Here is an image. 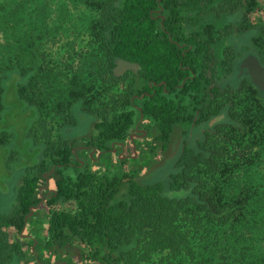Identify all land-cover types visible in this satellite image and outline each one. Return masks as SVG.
<instances>
[{
  "label": "trees",
  "instance_id": "1",
  "mask_svg": "<svg viewBox=\"0 0 264 264\" xmlns=\"http://www.w3.org/2000/svg\"><path fill=\"white\" fill-rule=\"evenodd\" d=\"M96 1L103 3L93 29L101 63L108 75L115 63L127 65L130 82L116 105L94 114L85 151L110 153L135 126L154 150H166L178 125L202 127V138L182 143L166 182L151 184L108 166L79 169L68 143L45 149L25 168L10 212L0 213V264L23 257L24 230L40 203L46 211L41 258L65 256L78 243L91 264H264V174L257 164L258 157L264 162V148H228L236 144L228 140L242 143L244 134L217 85L222 60L212 48L220 28L211 9L222 0ZM239 9L244 13L245 6L232 12ZM247 55L264 66L257 54L246 53L236 61L234 81L250 82L237 77ZM21 77L14 68L0 69V107L11 87L24 114ZM28 112L33 119L37 111ZM67 169L71 174H63ZM47 175L53 188L45 195L39 190ZM62 203L71 210L55 209Z\"/></svg>",
  "mask_w": 264,
  "mask_h": 264
},
{
  "label": "rangeland",
  "instance_id": "2",
  "mask_svg": "<svg viewBox=\"0 0 264 264\" xmlns=\"http://www.w3.org/2000/svg\"><path fill=\"white\" fill-rule=\"evenodd\" d=\"M112 1L105 0L106 4ZM101 6L103 3L96 0H0V69L14 68L21 74L18 90L26 102L25 113L21 114L9 87V93L6 91L4 96L8 104L0 107V114L4 110L0 130L5 131L0 134L1 214L10 212L15 188L25 168L36 164L45 149L71 144L79 169L88 167L102 171L108 166L112 172L118 169L133 173L140 184H151L166 182L182 143L187 140L190 145L202 138V127L190 131L178 125L166 150L160 151L149 149L158 148L150 142L149 135L142 136L145 138L139 143L130 140L129 134L121 144L124 152L119 156L126 160L123 165L116 163L115 155H112V161L107 159L112 151L98 161L100 153L78 148L85 147L82 140L89 133L94 114L116 105L130 82L127 67L117 62L108 75L101 63V46L93 31ZM239 6H245L244 13L240 9L233 13ZM225 12L226 15L220 17ZM211 13L218 17L215 24L220 28L217 31L219 43L212 48L215 59L222 60L217 85L223 88L222 98L232 108L234 120L244 134L242 143L228 140L236 143L228 148H264V89H258L245 78L233 80L236 61L246 53L254 52L264 65V0H222L212 7ZM242 34L247 35L243 40ZM30 108L37 111L33 119L28 112ZM260 159L258 157L257 164L264 174V162ZM65 173L71 174L70 169ZM40 185L52 189L53 178L45 176ZM54 207L71 210L68 203ZM36 222L40 225L43 221L38 219ZM11 237L16 238L14 233ZM37 238L40 247L42 233ZM74 246L76 248L68 251L69 257L79 255L80 259H85L83 245L75 243ZM21 248L23 257H31L34 264L36 258H39L37 264L64 261V256L41 258L38 247L36 255L30 253V245L25 248L21 244ZM23 257L15 259L13 264H30ZM66 263L72 264L69 259ZM74 263L91 264L86 259Z\"/></svg>",
  "mask_w": 264,
  "mask_h": 264
},
{
  "label": "crops",
  "instance_id": "3",
  "mask_svg": "<svg viewBox=\"0 0 264 264\" xmlns=\"http://www.w3.org/2000/svg\"><path fill=\"white\" fill-rule=\"evenodd\" d=\"M131 132H133V133H131V135H130V140L131 139H135L137 142H139L140 143V140L141 139H144L146 136H147V134H145L143 131H142V129L141 128H137L136 126L134 127V129L131 131ZM174 132V131H173ZM136 133H139L140 135H137ZM173 134V133H172ZM142 136H145V137H143V138H141ZM171 141H173V139L171 140ZM132 145V144H131ZM124 146V145H123ZM115 147H118V148H115L113 151H112V153H111V155H110V153H109V155L110 156H108V158L107 159H109V161H112L113 159V157H112V155H115L114 157H115V160H116V163H118V161H119V159L120 158H122V157H120L119 155H120V153L122 154L124 151V148H122L121 147V145H116ZM78 148H83V147H78ZM133 156V158H135L136 157V155H132ZM97 157H98V154H97ZM101 157H105V154H101L100 155V157H98V161L99 160H101ZM123 159V158H122ZM97 163H99V162H97ZM119 164V163H118ZM40 192H42L41 194H43L44 192H45V195H48L51 191H52V189H48V187L47 186H42V188H40V190H39ZM47 191V192H46ZM45 213H46V211H45V208H44V205H43V203H40L34 210H33V213H32V217L27 221V223H29V226L27 227V225H26V228H25V230H24V233H25V235H24V237H23V239H22V242H21V244L26 248V246L27 245H30V250H33V249H36L37 247H39L38 245H37V243H38V238H37V236H40V233H42V227H45L44 225H46V218H45ZM38 219H41L43 222L39 225V223L38 222H36V220H38ZM30 221V222H29ZM44 229V228H43ZM33 246V247H32ZM40 248H38V250H39ZM78 257V258H77ZM24 258H26V260L30 263V264H34V262H32V260H31V257L30 258H28V257H24ZM45 259H53L52 257H48V258H45ZM69 259V261H71L72 262V264H76V263H74L75 262V260L77 261L78 260V262H79V260L80 261H82L83 262V260L85 261V259H80L79 258V255L77 256V255H75V257H69V255H68V253L62 258V260H64L63 261V263L61 262V263H59V262H56V263H54V264H67L66 263V261ZM74 260V261H73ZM35 263H36V261H35ZM37 264V263H36Z\"/></svg>",
  "mask_w": 264,
  "mask_h": 264
},
{
  "label": "water",
  "instance_id": "4",
  "mask_svg": "<svg viewBox=\"0 0 264 264\" xmlns=\"http://www.w3.org/2000/svg\"><path fill=\"white\" fill-rule=\"evenodd\" d=\"M119 64L127 67V65L122 63ZM238 70V76H240L244 71L245 75L253 85H255L260 90L264 89V66H261L254 56H245L239 62Z\"/></svg>",
  "mask_w": 264,
  "mask_h": 264
},
{
  "label": "flooded vegetation",
  "instance_id": "5",
  "mask_svg": "<svg viewBox=\"0 0 264 264\" xmlns=\"http://www.w3.org/2000/svg\"><path fill=\"white\" fill-rule=\"evenodd\" d=\"M238 72H239V70H238V67H237V76H238ZM243 75H245L244 71H243V73L240 76H238V78L242 77ZM83 148H85V147H83Z\"/></svg>",
  "mask_w": 264,
  "mask_h": 264
}]
</instances>
